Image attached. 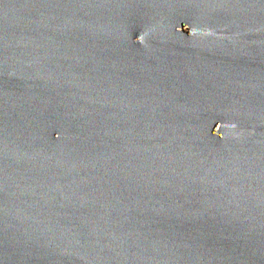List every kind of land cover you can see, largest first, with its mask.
<instances>
[{"label":"water","instance_id":"water-1","mask_svg":"<svg viewBox=\"0 0 264 264\" xmlns=\"http://www.w3.org/2000/svg\"><path fill=\"white\" fill-rule=\"evenodd\" d=\"M0 264H264V0H0Z\"/></svg>","mask_w":264,"mask_h":264}]
</instances>
